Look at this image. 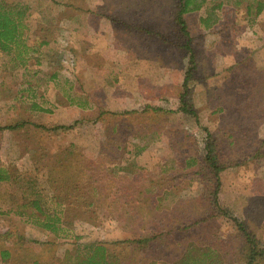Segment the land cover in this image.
I'll return each instance as SVG.
<instances>
[{"label":"rangeland","instance_id":"obj_1","mask_svg":"<svg viewBox=\"0 0 264 264\" xmlns=\"http://www.w3.org/2000/svg\"><path fill=\"white\" fill-rule=\"evenodd\" d=\"M16 1L28 6L30 50L25 69L0 51V126L25 124L0 130V165L17 173L18 187L34 178L49 208L51 174L59 199L67 197L70 230L54 237L19 215L22 194L0 182V234L13 230L27 241L0 240L11 253L0 264H58L75 244L91 241L109 243L115 264H179L188 256L196 264H243L247 245L230 217L264 247V8L255 14L254 0H206L184 15L196 63L187 95L196 123L175 111L187 64L176 0ZM85 10L123 51H86ZM41 38L47 44L37 45ZM116 59L137 61V74L129 69L116 79ZM32 123L72 126L48 131ZM202 127L217 138L226 165L217 195L230 217L212 210L194 173ZM169 227L177 230L145 252L135 243L111 244Z\"/></svg>","mask_w":264,"mask_h":264},{"label":"trees","instance_id":"obj_2","mask_svg":"<svg viewBox=\"0 0 264 264\" xmlns=\"http://www.w3.org/2000/svg\"><path fill=\"white\" fill-rule=\"evenodd\" d=\"M206 0H176L175 4V14L174 21L179 29V31L186 36V42L182 44L183 49H185L187 54V64L184 69L182 82L180 84V89L177 95V107L175 111L180 112L185 115H189L194 119L196 123L198 122V117L196 110L193 108L189 100L187 99L188 95V86L191 81L194 73V69L196 68L194 51L191 48L188 39V33L186 28V23L184 19V15L191 11L198 9L202 4L205 3ZM255 1V14L261 12L264 8V0H254ZM247 13L250 11V6L246 8ZM28 6H25L19 3L16 0L8 1V0H0V51L6 54H12L11 59H14L19 65H22L23 68H26L27 60V51H29L27 40V31L28 25L26 24ZM207 16L202 19L206 26H209L207 22ZM48 40L45 38H41L37 45H45ZM26 53V54H25ZM53 77L55 75H52ZM37 106V107H36ZM36 109L40 110L41 107L35 105ZM151 110L158 111L161 110L158 107H151ZM123 113H129L128 111H124ZM101 114V113H99ZM101 115H97V120H101ZM77 122V121H75ZM25 124V122L14 123L0 126V130L14 129L21 125ZM33 126L40 127L43 129H49L45 125L32 123ZM71 125H56L51 127L48 131L54 130L55 128L67 129ZM205 138L203 141V154L199 162H196V169L194 173H197L200 178V182H202L204 190L207 191V198L209 200L210 206L213 208L212 210L217 212L219 215L231 216L227 208L222 207L218 201V189L220 185L219 175L222 170L225 168V163L223 162V158L221 155V149L218 147L217 138L215 135L209 131L206 127H202ZM75 161V160H74ZM59 166L64 165L63 160H59ZM57 161V163H59ZM58 166V167H59ZM83 167H79V171H82ZM57 168H54V173H57ZM81 175L76 176V180L80 184ZM17 173H14L13 170L9 169L6 166L0 165V182L8 183L12 188V193L19 194L20 202H17L15 208L18 211L19 215H27L30 218H33L38 226L48 232L49 234H53L54 237H66L70 230V227L67 223L63 222V214H65V209L62 208L64 206L65 200L67 197H63L59 199L58 192V183L55 181L54 177L49 174L47 180L50 183V194L47 198L50 202L54 204L53 208H49L45 201L42 200V197L45 196L44 193H41L40 190H35V186L37 182L33 179L27 180L21 187L17 186L18 180ZM62 185V183H60ZM67 184V183H66ZM63 186V185H62ZM77 186V184H75ZM70 185H68V188ZM72 188L74 186L72 185ZM31 190V191H29ZM26 192H29L27 195ZM153 203L156 201V196L153 197ZM158 200V199H157ZM44 202V203H43ZM89 204H92V201H89ZM29 206L30 209H28ZM25 207L24 209H22ZM153 208V206H152ZM233 225L239 231V233L243 236L244 241L247 245L246 253L243 257V264H258L259 261L264 259V247L258 244V240L252 233L247 229L244 222L240 221L236 217H230ZM199 220H195L193 222L197 223ZM184 225L183 227H186ZM177 230V227H169L168 229H160L159 232H153L148 237H142L138 239H124L117 240L111 242L112 245L117 243H127L128 246H131L133 243L139 245V250L144 251L150 247L151 241L161 239L170 233ZM0 240L3 242H8L9 244L14 245L18 243L19 245H24L27 241L24 240V236L22 234H18L13 230L4 231L0 234ZM11 253L8 248L0 247V258L1 260H7L10 257ZM182 258L179 264H196L195 259ZM117 259L113 250L110 249L109 243L103 241H91L88 243H78L75 244V248L73 252H66L63 257L58 261V264H115V260ZM146 259V258H145ZM147 260V259H146Z\"/></svg>","mask_w":264,"mask_h":264},{"label":"crops","instance_id":"obj_3","mask_svg":"<svg viewBox=\"0 0 264 264\" xmlns=\"http://www.w3.org/2000/svg\"><path fill=\"white\" fill-rule=\"evenodd\" d=\"M90 1V0H88ZM110 2H107L105 4H109ZM132 12V10H131ZM85 15H86V20L84 19L83 21V27H84V31L82 34L83 37V41L82 44H84L86 46V51L88 52H94V51H112V48L110 46H118L120 43L119 41L115 40H109L108 37L111 38V33H109L107 30H104L103 28H101L99 26V23L96 24H92V22H96V16L93 14H91L90 10H85ZM92 17H95L92 18ZM126 17V16H124ZM132 17V15H131ZM122 18V17H121ZM118 44V45H117ZM115 51H123L121 47L118 46V48L115 49ZM100 64L98 65V67H104V66H100V65H104V63L99 62ZM137 61L134 60H120V59H116L113 61L112 64H110V67L115 68L114 74L116 79L118 77V79L120 78V76H123L124 74L128 73L129 69L130 73L128 75H132V74H137V70H133V68L138 67L137 65ZM137 65V66H136ZM89 67L94 68L95 66L93 64H88ZM97 67V66H96ZM117 69H124V71H119Z\"/></svg>","mask_w":264,"mask_h":264}]
</instances>
